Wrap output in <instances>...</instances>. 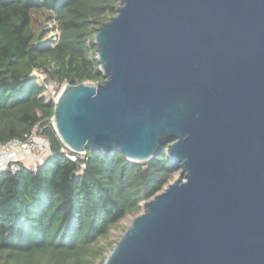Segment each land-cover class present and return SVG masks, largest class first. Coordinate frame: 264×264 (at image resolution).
I'll list each match as a JSON object with an SVG mask.
<instances>
[{
    "label": "water",
    "instance_id": "obj_1",
    "mask_svg": "<svg viewBox=\"0 0 264 264\" xmlns=\"http://www.w3.org/2000/svg\"><path fill=\"white\" fill-rule=\"evenodd\" d=\"M95 34L103 80L67 83L66 147L179 173L104 264H264V0H119Z\"/></svg>",
    "mask_w": 264,
    "mask_h": 264
},
{
    "label": "trees",
    "instance_id": "obj_2",
    "mask_svg": "<svg viewBox=\"0 0 264 264\" xmlns=\"http://www.w3.org/2000/svg\"><path fill=\"white\" fill-rule=\"evenodd\" d=\"M118 4L0 0V140L38 126L52 151L35 167L0 172V264H104L112 231L179 170L169 142L146 161L116 149L82 154L65 146L52 122L49 82L103 80L95 34Z\"/></svg>",
    "mask_w": 264,
    "mask_h": 264
},
{
    "label": "built area",
    "instance_id": "obj_3",
    "mask_svg": "<svg viewBox=\"0 0 264 264\" xmlns=\"http://www.w3.org/2000/svg\"><path fill=\"white\" fill-rule=\"evenodd\" d=\"M56 34V33H52ZM34 73H39L35 69ZM51 84V95L57 101V97L61 92L65 82L61 86L58 83ZM51 151V141L44 134L39 132V127L36 126L31 133L27 134L24 138L14 137L7 141L0 140V172L11 170L19 171L21 167H35L43 163ZM84 154V153H82ZM71 157L76 158L71 155Z\"/></svg>",
    "mask_w": 264,
    "mask_h": 264
},
{
    "label": "rangeland",
    "instance_id": "obj_4",
    "mask_svg": "<svg viewBox=\"0 0 264 264\" xmlns=\"http://www.w3.org/2000/svg\"><path fill=\"white\" fill-rule=\"evenodd\" d=\"M38 74V73H36ZM55 84L54 82H49V89H48V93L51 94V84ZM179 173V170L173 175V177L170 179V181H173V179H175V177H177ZM169 181V182H170ZM168 182V183H169ZM144 203V202H143ZM143 209V207H142ZM141 209V210H142ZM140 212V211H139ZM133 216H127L125 219H123L122 223H121V226L117 229V230H113L112 231V235L110 236L111 239H113L115 242V244L117 243V241L119 240V237L121 236L122 232L127 228V226L131 223V218Z\"/></svg>",
    "mask_w": 264,
    "mask_h": 264
}]
</instances>
